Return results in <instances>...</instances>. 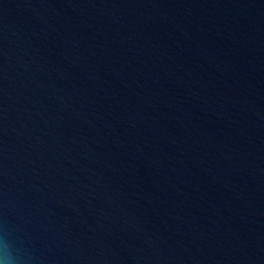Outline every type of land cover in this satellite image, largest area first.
Here are the masks:
<instances>
[{"label": "water", "instance_id": "obj_1", "mask_svg": "<svg viewBox=\"0 0 264 264\" xmlns=\"http://www.w3.org/2000/svg\"><path fill=\"white\" fill-rule=\"evenodd\" d=\"M3 264H264V0H0Z\"/></svg>", "mask_w": 264, "mask_h": 264}, {"label": "clouds", "instance_id": "obj_2", "mask_svg": "<svg viewBox=\"0 0 264 264\" xmlns=\"http://www.w3.org/2000/svg\"><path fill=\"white\" fill-rule=\"evenodd\" d=\"M0 264H3V261H0Z\"/></svg>", "mask_w": 264, "mask_h": 264}]
</instances>
